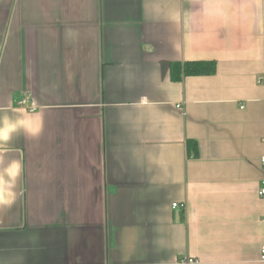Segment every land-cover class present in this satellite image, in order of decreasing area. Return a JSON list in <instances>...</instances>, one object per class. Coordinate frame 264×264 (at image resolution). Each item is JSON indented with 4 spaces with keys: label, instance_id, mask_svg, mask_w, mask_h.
<instances>
[{
    "label": "crops",
    "instance_id": "crops-1",
    "mask_svg": "<svg viewBox=\"0 0 264 264\" xmlns=\"http://www.w3.org/2000/svg\"><path fill=\"white\" fill-rule=\"evenodd\" d=\"M27 96L0 264H264V0H0V116Z\"/></svg>",
    "mask_w": 264,
    "mask_h": 264
},
{
    "label": "clouds",
    "instance_id": "clouds-1",
    "mask_svg": "<svg viewBox=\"0 0 264 264\" xmlns=\"http://www.w3.org/2000/svg\"><path fill=\"white\" fill-rule=\"evenodd\" d=\"M6 111L0 109V112ZM13 111L17 113L14 119L7 114L0 116V162L3 161L4 154L10 151L7 145L14 133L23 131L27 136L35 137L41 130L39 113L29 112L24 108H16ZM21 171L22 164L16 159L0 169V205L8 206L15 201L17 194L14 189Z\"/></svg>",
    "mask_w": 264,
    "mask_h": 264
},
{
    "label": "built area",
    "instance_id": "built-area-1",
    "mask_svg": "<svg viewBox=\"0 0 264 264\" xmlns=\"http://www.w3.org/2000/svg\"><path fill=\"white\" fill-rule=\"evenodd\" d=\"M20 105L22 107H25L29 112L36 111V107H35L34 103L30 100L29 96H27L25 99H23L21 101ZM260 164H261V166L263 167V170H264V156L261 157ZM257 196L259 198L264 199V177L260 181V186H259V189H258V192H257ZM172 207L176 208L177 204H173ZM180 207L185 209V205L184 204L180 205ZM260 261L264 263V245L260 248ZM183 264H200V262L198 260H196V259L185 257L184 260H183Z\"/></svg>",
    "mask_w": 264,
    "mask_h": 264
},
{
    "label": "trees",
    "instance_id": "trees-1",
    "mask_svg": "<svg viewBox=\"0 0 264 264\" xmlns=\"http://www.w3.org/2000/svg\"><path fill=\"white\" fill-rule=\"evenodd\" d=\"M210 64L206 63H194L191 65L186 66L184 73L190 74V75H200L210 72V69L208 68Z\"/></svg>",
    "mask_w": 264,
    "mask_h": 264
}]
</instances>
